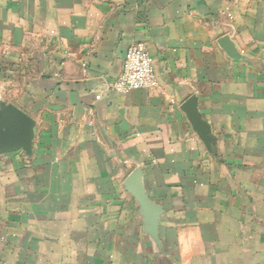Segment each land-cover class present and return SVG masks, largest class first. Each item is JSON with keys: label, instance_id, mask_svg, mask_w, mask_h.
<instances>
[{"label": "crops", "instance_id": "1", "mask_svg": "<svg viewBox=\"0 0 264 264\" xmlns=\"http://www.w3.org/2000/svg\"><path fill=\"white\" fill-rule=\"evenodd\" d=\"M138 42L156 83L117 93ZM9 105L35 138L0 155V264H264V0H0Z\"/></svg>", "mask_w": 264, "mask_h": 264}, {"label": "water", "instance_id": "2", "mask_svg": "<svg viewBox=\"0 0 264 264\" xmlns=\"http://www.w3.org/2000/svg\"><path fill=\"white\" fill-rule=\"evenodd\" d=\"M191 122L203 137L205 124L197 113V102L191 98L184 106ZM35 138V121L13 105L4 106L0 112V155L23 150L32 153ZM140 171L133 173L126 182L127 189L134 194L151 225L157 224L161 213L159 208L146 195Z\"/></svg>", "mask_w": 264, "mask_h": 264}, {"label": "built area", "instance_id": "3", "mask_svg": "<svg viewBox=\"0 0 264 264\" xmlns=\"http://www.w3.org/2000/svg\"><path fill=\"white\" fill-rule=\"evenodd\" d=\"M155 83L154 61L147 45L143 42L131 45L125 53L123 71L114 82L113 90L125 95L135 90L152 87Z\"/></svg>", "mask_w": 264, "mask_h": 264}]
</instances>
